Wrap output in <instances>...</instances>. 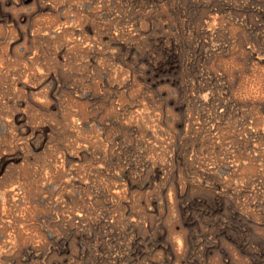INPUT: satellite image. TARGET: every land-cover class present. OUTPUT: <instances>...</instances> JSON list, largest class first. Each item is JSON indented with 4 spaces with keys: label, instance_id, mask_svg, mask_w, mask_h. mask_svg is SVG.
<instances>
[{
    "label": "rangeland",
    "instance_id": "374dc122",
    "mask_svg": "<svg viewBox=\"0 0 264 264\" xmlns=\"http://www.w3.org/2000/svg\"><path fill=\"white\" fill-rule=\"evenodd\" d=\"M0 264H264V0H0Z\"/></svg>",
    "mask_w": 264,
    "mask_h": 264
}]
</instances>
